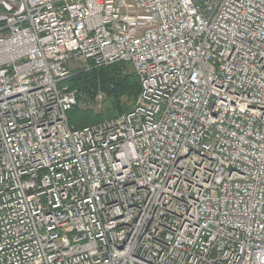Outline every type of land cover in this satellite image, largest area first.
<instances>
[{
	"label": "built area",
	"instance_id": "obj_1",
	"mask_svg": "<svg viewBox=\"0 0 264 264\" xmlns=\"http://www.w3.org/2000/svg\"><path fill=\"white\" fill-rule=\"evenodd\" d=\"M77 60L133 108L72 127ZM0 264H264V0H0Z\"/></svg>",
	"mask_w": 264,
	"mask_h": 264
},
{
	"label": "trees",
	"instance_id": "obj_2",
	"mask_svg": "<svg viewBox=\"0 0 264 264\" xmlns=\"http://www.w3.org/2000/svg\"><path fill=\"white\" fill-rule=\"evenodd\" d=\"M66 86L73 91L75 89L82 91V100L85 97L92 100L97 92H100L104 97L101 114L93 116L94 120H91L90 113L87 112V116L84 117L87 122L85 126L127 113L135 105L140 92L138 78L127 64H114L97 68L91 72L78 73L66 82ZM77 100L79 101V99ZM74 107L67 114L68 121L76 129L83 128L85 126L79 127L81 126L79 122L81 113Z\"/></svg>",
	"mask_w": 264,
	"mask_h": 264
},
{
	"label": "rangeland",
	"instance_id": "obj_3",
	"mask_svg": "<svg viewBox=\"0 0 264 264\" xmlns=\"http://www.w3.org/2000/svg\"><path fill=\"white\" fill-rule=\"evenodd\" d=\"M85 67L89 68L90 70L88 72H91L93 70H96L94 68H91L90 64H88L87 62H83L80 60L75 61L74 63L70 64V68L73 71L76 70H83ZM82 71L78 72L81 73ZM78 73L73 74V76H71V78L69 79V81L76 75H78ZM68 85V83H67ZM76 94H77V99H79V101L77 100V103L75 105V110H79V112L81 113V118H80V123L81 126L79 127H83L85 125H87V122L84 120V117L87 116L86 113L89 112L90 113V118L91 120L93 119V116H99L101 113V107H102V103L104 101V97L100 92H97L95 98H93L92 100L87 99L86 97L82 100V91L80 90H76ZM80 96V97H79ZM79 97V98H78ZM77 108V109H76Z\"/></svg>",
	"mask_w": 264,
	"mask_h": 264
}]
</instances>
